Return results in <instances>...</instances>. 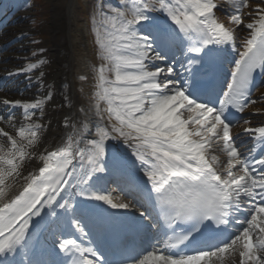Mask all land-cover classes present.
I'll use <instances>...</instances> for the list:
<instances>
[{
  "label": "snow or ice",
  "instance_id": "1",
  "mask_svg": "<svg viewBox=\"0 0 264 264\" xmlns=\"http://www.w3.org/2000/svg\"><path fill=\"white\" fill-rule=\"evenodd\" d=\"M247 6L248 0H238L232 13L214 0L101 4L94 17L102 62L95 95L97 115L107 125H96L94 138L85 136L87 124L82 125L84 131L72 125L63 146L37 152L45 127L37 111L43 115L45 99L2 101L6 109L22 107L27 123L16 135L0 127L10 145L5 151L0 144V264H214L213 258L220 260L230 252L239 253L240 264H264V126L243 128L241 135H250L260 146L258 153L255 147L245 153L235 143L230 119L231 110L243 113L257 103L252 99L257 72L264 78V7L250 9L258 18L245 24L240 9ZM214 10L228 15L235 28L218 22ZM150 13L164 14L171 26L157 23ZM241 26L250 30L242 51L235 43ZM225 45L238 57L230 78L219 89L202 86V75H211L212 63ZM174 50L187 58L181 67L192 77L191 85L176 78L174 66L157 63ZM44 64L43 59L29 63L23 71ZM14 119L12 111L0 115L10 126ZM68 126L66 118L64 127ZM108 140L122 141L134 161L110 157ZM213 144L226 154L225 166L217 155H207ZM32 158L42 166L24 175L23 162ZM136 162L146 183L133 182L134 188L147 192L152 209L164 221L152 226L162 230L166 240L158 251L115 262L99 247L85 246L65 232L90 235L85 221L96 212L91 201L112 209L131 207L113 202L94 177L98 181L97 174L108 171L110 164L120 170L122 164L135 167ZM9 178H20L24 185L14 198L4 200ZM139 215L151 213L146 209ZM41 221L57 237L49 248L40 243ZM179 224L186 227L177 234ZM205 233L209 235L201 239ZM189 245L194 246L191 252L186 250Z\"/></svg>",
  "mask_w": 264,
  "mask_h": 264
},
{
  "label": "bare ground",
  "instance_id": "2",
  "mask_svg": "<svg viewBox=\"0 0 264 264\" xmlns=\"http://www.w3.org/2000/svg\"><path fill=\"white\" fill-rule=\"evenodd\" d=\"M95 1L96 0H78L79 9L77 13H81L85 21H81L77 18V24L73 22L71 4L62 12H57L56 8L53 10L52 21L48 29L52 32L51 45L54 56L52 57V63L49 64L52 71L46 74V77L50 78V80L46 83L47 87L44 91V97L41 98L45 99L43 105L45 109L43 115L39 117V122L45 125V127L42 131L40 141L36 146L37 152H43L45 149L53 150L63 146V144L66 143L67 135L73 132L72 125H75L77 130L84 131L82 125L87 124L88 130L85 132L87 138H94L96 125H107V121H101L96 111L97 100L95 93L97 91V73L102 62L99 59V50L95 43ZM221 1L222 0H214V3L219 5ZM223 1L232 8H235L237 3L235 0ZM258 6L264 7V0H248V6L240 9V14L245 24L254 22L255 19L258 18L254 11H250V9L253 10ZM214 13L218 22L223 23L228 28H235V26L231 24L228 15L226 16L224 13L217 10H214ZM11 19L12 18H9L7 20L8 24L3 30V34H10L9 24L11 23ZM249 33L250 30L243 26L235 32V43L242 44L241 50H243L244 40L249 38ZM1 37L2 35L0 38ZM19 43L20 38L18 35H10L7 39L0 40V46L6 47V49L8 48L5 53H0V69L10 64V60L13 56L16 57L18 55L16 48L19 46ZM5 59H7L6 62ZM109 75L111 76V74ZM81 77H83V79H81ZM5 85L6 84H4V86ZM49 95L50 98H47ZM261 96H264V88L259 90L258 96L255 98L257 103L253 105L255 111L254 119L256 118L255 121L243 127L232 129L235 143L240 146L239 150L242 152H246L247 145H244V143L247 141V137H251L250 135L239 136L243 128L264 126V100L260 99ZM2 98L3 94H0V99ZM35 100L37 99H34V101ZM25 102L27 101L25 100ZM30 102H33V100ZM105 107L106 105L101 103V108L103 109ZM66 118L69 122L67 128L64 127ZM16 121L17 123L14 122V126L12 127L6 121L0 120V127L9 131L10 134L16 135L17 132H15L14 128L20 127L22 120L18 119ZM190 127L193 126L190 125ZM236 137L239 141H236ZM3 140H7V138L0 135V142H3ZM106 144L108 151H115L121 158L124 157V155L121 154L123 150H127L128 152L131 151V149L120 140H108ZM207 155L209 158L212 155H217L220 158V166L226 165V154L220 151L217 145H211ZM40 166H42V163L36 158L26 160L23 164L22 173L27 175L28 172H36ZM10 184L11 185L8 186L9 180H7L6 196L4 200H10L15 197V195L22 190L24 181L17 178L16 180H12ZM44 227H48V225L43 222L38 231ZM213 261L214 264H240V257L238 252H230L229 254H224L223 258L220 260L213 258Z\"/></svg>",
  "mask_w": 264,
  "mask_h": 264
},
{
  "label": "rangeland",
  "instance_id": "3",
  "mask_svg": "<svg viewBox=\"0 0 264 264\" xmlns=\"http://www.w3.org/2000/svg\"><path fill=\"white\" fill-rule=\"evenodd\" d=\"M30 4H27V6L32 10V14L34 13V12H38V10L41 12V11H46V13H47V15H49V17H50V19H51V7H52V4H51V6H48V4H50L49 3V1L48 0H46V4L47 5H44V6H40L41 4L40 3H36V4H32L31 2H29ZM53 15V14H52ZM31 18V17H30ZM48 19V18H47ZM44 24H46V21L44 20V21H42L39 25L38 24H36L37 26H33V29H35V28H37V30H42V28H43V26H44ZM23 24L21 23V24H19V26H22ZM30 27H32L31 25H29ZM26 39V41H25V44H23V47L25 48H27L28 49V53L26 52V54L29 56L30 55V53H33V51H34V46L32 45V41L30 40V36L29 37H27V38H25ZM48 40V39H47ZM37 41H43V44H44V42L46 41V40H37Z\"/></svg>",
  "mask_w": 264,
  "mask_h": 264
}]
</instances>
